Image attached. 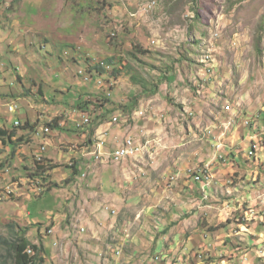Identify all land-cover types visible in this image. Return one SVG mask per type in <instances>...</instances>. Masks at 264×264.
Instances as JSON below:
<instances>
[{
  "label": "rangeland",
  "instance_id": "obj_1",
  "mask_svg": "<svg viewBox=\"0 0 264 264\" xmlns=\"http://www.w3.org/2000/svg\"><path fill=\"white\" fill-rule=\"evenodd\" d=\"M0 131V264H264V0H0Z\"/></svg>",
  "mask_w": 264,
  "mask_h": 264
},
{
  "label": "crops",
  "instance_id": "obj_2",
  "mask_svg": "<svg viewBox=\"0 0 264 264\" xmlns=\"http://www.w3.org/2000/svg\"><path fill=\"white\" fill-rule=\"evenodd\" d=\"M18 122H19V120H18ZM19 124H20V122H19ZM101 127V126H100ZM101 131V128H99V129H97V133H99ZM116 135H114L112 132L111 133H109L108 134V136H107V138H106V141H108L109 140V142L111 143V142H114L115 141V139H116V137H115ZM65 137V136H64ZM36 139V141L37 142H39V141H42V143L41 144H44V142H45V140H46V144L47 145H45V146H43L42 148H37L36 146V148L34 149V150H32V152H31V154H32V156L33 157H35V158H37V157H40V158H42V160H43V163H42V165H44V166H47L48 164H50V162L49 161H54V162H56V161H59L60 160V157H61V154L60 155H58V153L57 152H55L54 150H51V147H55V145H56V143H59L58 142V140L59 139H48V138H41V136H38V137H35ZM65 138H67V137H65ZM35 141V142H36ZM36 142V143H37ZM50 146H49V145ZM47 146H49V148L47 147ZM47 149H49L50 150V152H49V150L47 151ZM97 151H98V153H105V156H107V155H109V154H111V153H113V152H111V153H109V152H107V151H105V149H104V146H97ZM35 160V159H34ZM100 161H102V162H105V163H108V162H110V161H108V160H105V159H102V160H100ZM22 162V161H21ZM29 162H31V159L29 160ZM26 166V165H25ZM57 172V169H52L51 171H50V174H52V178L50 179V180H55L54 179V177H55V173ZM48 174H49V172H47ZM26 180V179H25ZM34 186V185H33ZM42 188H45V187H42ZM33 189H38V188H33ZM51 194H55V192H53V193H51ZM46 196V195H45ZM29 214V216H30V213H28ZM57 218H55V220H56ZM59 224H60V220H57L55 223H54V225H53V230L52 231H56L57 229H58V226H59Z\"/></svg>",
  "mask_w": 264,
  "mask_h": 264
},
{
  "label": "trees",
  "instance_id": "obj_3",
  "mask_svg": "<svg viewBox=\"0 0 264 264\" xmlns=\"http://www.w3.org/2000/svg\"><path fill=\"white\" fill-rule=\"evenodd\" d=\"M101 121H96V126L100 125ZM48 131V130H47ZM2 135H5L3 131H0ZM11 136H9L10 138ZM6 244H9L8 242ZM31 248L33 250V256L27 257L26 249ZM11 249L14 251V257L16 264H44L43 257L44 249L41 246L31 245L26 239L22 238L20 241L11 243Z\"/></svg>",
  "mask_w": 264,
  "mask_h": 264
},
{
  "label": "built area",
  "instance_id": "obj_4",
  "mask_svg": "<svg viewBox=\"0 0 264 264\" xmlns=\"http://www.w3.org/2000/svg\"><path fill=\"white\" fill-rule=\"evenodd\" d=\"M8 111L10 113H14L15 109L13 107H9ZM83 122L87 123L86 119ZM13 125H14V127L20 126L18 121H15L13 123ZM42 130H48V129H41V131ZM131 144H132V140L131 139H125L117 150H115L113 153L108 155V161L116 162L117 159H120L123 156H125L128 152H131ZM97 146H99V147L101 146L102 147L103 143H99Z\"/></svg>",
  "mask_w": 264,
  "mask_h": 264
},
{
  "label": "bare ground",
  "instance_id": "obj_5",
  "mask_svg": "<svg viewBox=\"0 0 264 264\" xmlns=\"http://www.w3.org/2000/svg\"><path fill=\"white\" fill-rule=\"evenodd\" d=\"M87 120V119H86ZM114 121H116L117 119L116 118H114L113 119ZM88 122V121H87ZM42 131H44V130H42ZM47 131V130H46ZM127 139H130V138H127ZM139 147H137V145L132 141V144H131V152H128L125 156H123L122 158H120V159H117L116 160V162L117 161H122L123 159H126V158H128V157H132L133 155H135V154H137L138 152H139ZM105 157V156H104ZM106 157H108V156H106ZM100 158V157H99ZM103 159H105V158H103Z\"/></svg>",
  "mask_w": 264,
  "mask_h": 264
},
{
  "label": "clouds",
  "instance_id": "obj_6",
  "mask_svg": "<svg viewBox=\"0 0 264 264\" xmlns=\"http://www.w3.org/2000/svg\"><path fill=\"white\" fill-rule=\"evenodd\" d=\"M16 128V127H15Z\"/></svg>",
  "mask_w": 264,
  "mask_h": 264
}]
</instances>
